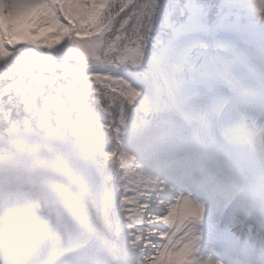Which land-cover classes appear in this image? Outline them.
Listing matches in <instances>:
<instances>
[{
	"label": "snow or ice",
	"instance_id": "snow-or-ice-1",
	"mask_svg": "<svg viewBox=\"0 0 264 264\" xmlns=\"http://www.w3.org/2000/svg\"><path fill=\"white\" fill-rule=\"evenodd\" d=\"M0 264H264V0H0Z\"/></svg>",
	"mask_w": 264,
	"mask_h": 264
}]
</instances>
